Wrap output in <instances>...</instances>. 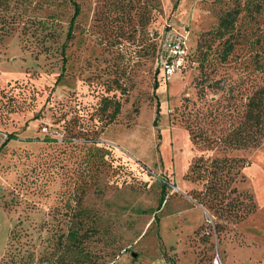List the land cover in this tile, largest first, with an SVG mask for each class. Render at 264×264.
I'll return each instance as SVG.
<instances>
[{"label": "rangeland", "instance_id": "obj_1", "mask_svg": "<svg viewBox=\"0 0 264 264\" xmlns=\"http://www.w3.org/2000/svg\"><path fill=\"white\" fill-rule=\"evenodd\" d=\"M73 1L79 12L65 40ZM247 1L14 4L28 26L26 35L17 25L0 38V264L62 255L72 263L63 251L70 228L88 264H213L216 252L221 264H264V137L254 147L208 150L184 125L191 112L208 133L224 134L264 84V3L256 11ZM231 8H240L234 52L210 62L221 87L198 97L196 46L219 48L205 31ZM164 41L183 48L170 70ZM8 134L15 138L4 142ZM198 155L249 160L232 185L252 195L255 211L234 221L207 195L199 201L202 183L186 177Z\"/></svg>", "mask_w": 264, "mask_h": 264}, {"label": "trees", "instance_id": "obj_2", "mask_svg": "<svg viewBox=\"0 0 264 264\" xmlns=\"http://www.w3.org/2000/svg\"><path fill=\"white\" fill-rule=\"evenodd\" d=\"M22 0H0V38L11 33L20 25V32L23 35L27 34L28 22L27 17L21 13L14 11L12 8L15 3ZM264 0H249L246 7L248 9L254 8L258 11ZM74 9L67 25L65 40L73 36V24L76 15L79 12L78 4L73 1ZM152 6V5H150ZM155 7V6H154ZM240 13V8H231L223 10L219 16L216 25L211 27L205 33H209L213 37V41L219 40V48L213 49L212 43H208L205 47L196 46L199 51V56L195 61L198 62L199 71L193 78V86L196 88L198 97H204L207 88L214 89L218 86L219 80L211 76L210 62L224 63L228 57L234 52L235 43L237 41L236 35V21ZM41 28H47L48 24L44 20H38ZM65 44H61V52L64 51ZM170 55L167 58V63L171 62L173 58ZM64 58V57H63ZM64 62V59L62 60ZM63 67V63H62ZM208 68L210 70L208 71ZM61 76V73L58 74ZM153 87H157V82L153 83ZM107 101V100H105ZM113 110L110 112V119L118 114L120 110L119 100L111 102ZM242 105V114L236 120V123L229 127V129L221 135H213L206 131L205 128L197 124L198 119L195 115L189 112L185 118V128L188 131L190 141L193 145L204 149H213L219 146L222 148H246L257 146L264 137V84L245 97ZM184 107L186 104L183 105ZM159 107V102L156 100V109ZM192 117V118H189ZM196 120V121H195ZM199 125V126H198ZM15 138L13 134H8L7 139ZM2 142L1 144H3ZM249 163V160L244 157L237 156H196L191 166L189 167L186 177L192 181H199L202 183V189L198 190L199 201L203 195H207L205 201H210L215 204V210L219 216L229 217L234 221L244 219L248 214L255 211L256 203L252 195L247 191H239L232 183L235 181L236 175L239 173V168L244 167ZM209 196V197H208ZM154 221H158V217H154ZM83 235V234H82ZM71 243L66 247L64 253L73 255V262H69L64 255L54 259L53 257L44 258V264H88L84 261L82 255L77 251L80 236L77 234V229L70 228L66 236ZM77 263H76V262Z\"/></svg>", "mask_w": 264, "mask_h": 264}, {"label": "built area", "instance_id": "obj_3", "mask_svg": "<svg viewBox=\"0 0 264 264\" xmlns=\"http://www.w3.org/2000/svg\"><path fill=\"white\" fill-rule=\"evenodd\" d=\"M163 46H165L166 49H169L172 51V53L170 54L172 57L174 58L176 57L170 63H166L165 65L167 69L170 70V67L173 68L176 65V63H179V58H181V55L183 54V48L180 45V41H176V42H165L164 41ZM206 223L213 228V222L211 218L207 217ZM212 263L221 264V260L217 252L214 254L212 258Z\"/></svg>", "mask_w": 264, "mask_h": 264}]
</instances>
